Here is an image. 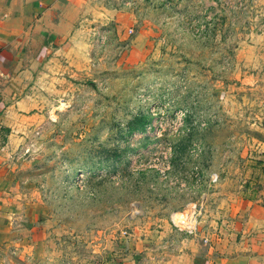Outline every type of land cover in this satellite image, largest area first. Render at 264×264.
<instances>
[{"label":"rangeland","instance_id":"rangeland-1","mask_svg":"<svg viewBox=\"0 0 264 264\" xmlns=\"http://www.w3.org/2000/svg\"><path fill=\"white\" fill-rule=\"evenodd\" d=\"M62 17L8 102L29 99L6 119L45 224L11 264H108L128 237L225 225L264 156V0H84ZM193 206L195 234L172 226Z\"/></svg>","mask_w":264,"mask_h":264},{"label":"crops","instance_id":"crops-1","mask_svg":"<svg viewBox=\"0 0 264 264\" xmlns=\"http://www.w3.org/2000/svg\"><path fill=\"white\" fill-rule=\"evenodd\" d=\"M82 1L0 0V125L10 129L7 140L0 143V264L32 258L30 250L45 234V224L39 221L41 206L34 204L31 184L17 170L20 161L12 157L17 139L6 113L17 115L15 106L20 110L24 105L25 110L29 101L8 103L20 84L16 72L27 67L28 54L43 60L68 34L61 26L64 9ZM249 171L235 214L225 225L206 230L202 236L207 243L202 236L181 239L176 231L165 241L161 232L128 237L108 264H264V156Z\"/></svg>","mask_w":264,"mask_h":264},{"label":"built area","instance_id":"built-area-1","mask_svg":"<svg viewBox=\"0 0 264 264\" xmlns=\"http://www.w3.org/2000/svg\"><path fill=\"white\" fill-rule=\"evenodd\" d=\"M198 215L196 207L193 206L191 210L174 213L170 222L179 231L195 234L199 223ZM203 240L204 242L208 241L206 238H203Z\"/></svg>","mask_w":264,"mask_h":264},{"label":"trees","instance_id":"trees-1","mask_svg":"<svg viewBox=\"0 0 264 264\" xmlns=\"http://www.w3.org/2000/svg\"><path fill=\"white\" fill-rule=\"evenodd\" d=\"M143 124L141 125V127H140V130H142L143 129ZM9 132H10V129L8 128V127H6V126H3V125H0V133H1V136H0V138H2V141H6L7 140V135L9 134Z\"/></svg>","mask_w":264,"mask_h":264}]
</instances>
